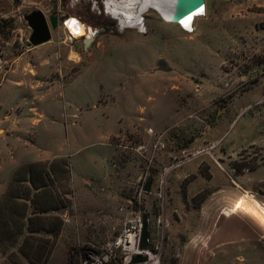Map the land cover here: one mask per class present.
I'll return each instance as SVG.
<instances>
[{
  "label": "rangeland",
  "instance_id": "obj_1",
  "mask_svg": "<svg viewBox=\"0 0 264 264\" xmlns=\"http://www.w3.org/2000/svg\"><path fill=\"white\" fill-rule=\"evenodd\" d=\"M104 1L0 0V199L22 164L68 158L38 199L58 238L2 231L0 264H264V0H206L194 32L155 8L122 27ZM34 10L60 21L29 46Z\"/></svg>",
  "mask_w": 264,
  "mask_h": 264
},
{
  "label": "trees",
  "instance_id": "obj_2",
  "mask_svg": "<svg viewBox=\"0 0 264 264\" xmlns=\"http://www.w3.org/2000/svg\"><path fill=\"white\" fill-rule=\"evenodd\" d=\"M59 160H63L65 165L68 163V158L65 157L32 161L22 164L15 172L10 186L4 194V200L0 199V225L2 219L4 221V229L0 228V235L2 231H4V235L10 234V232H14L11 235H15L18 231L20 234H25V242L27 238H33L34 232L45 230L51 232L55 240L58 238L63 226V219L56 214L44 215V212L58 209L59 204H55L54 200H52L53 203L47 200L41 203L38 199L43 192L49 194L52 192L48 188L47 181L55 178V173L58 171L56 164ZM250 169L253 167L250 166ZM60 171L66 170L61 168ZM24 190L26 192H23ZM8 209L12 210V218L7 213ZM31 248L34 252L27 251L25 248H21V251L27 257H31L35 253L40 258L45 255L46 261L49 259L51 251L46 253V247L40 244L38 247L32 245Z\"/></svg>",
  "mask_w": 264,
  "mask_h": 264
},
{
  "label": "water",
  "instance_id": "obj_3",
  "mask_svg": "<svg viewBox=\"0 0 264 264\" xmlns=\"http://www.w3.org/2000/svg\"><path fill=\"white\" fill-rule=\"evenodd\" d=\"M151 4L142 5L139 8L138 19L143 24L144 21V12H146L150 7H154L156 4L158 6L169 9L173 15L172 19L181 24L186 28V23H188L197 13L200 11V7L204 6V0H151ZM155 4V5H154ZM115 19L118 20L120 26L125 27L121 23V18L116 15H112ZM29 26L32 29V33L29 38V46H37L43 44L51 39L52 30L56 29L59 25L60 17L58 14L53 13L49 18L41 10H34L30 14L26 15ZM168 20V19H166ZM94 39L91 38L88 42L85 43V48H87ZM152 188V179H149L145 191L150 192ZM148 236H149V224L147 216L143 218V228L140 240V248L145 249L148 246ZM148 260V256L138 254L132 260V264H140Z\"/></svg>",
  "mask_w": 264,
  "mask_h": 264
},
{
  "label": "bare ground",
  "instance_id": "obj_4",
  "mask_svg": "<svg viewBox=\"0 0 264 264\" xmlns=\"http://www.w3.org/2000/svg\"><path fill=\"white\" fill-rule=\"evenodd\" d=\"M151 3H152L151 0H105L104 6H105L106 11L109 14L114 15V16L118 15L121 18V23L123 25H126L125 27L131 26V27H142L143 28V24L138 19L139 8L142 5L151 4ZM153 8L159 11V13L163 15L165 20L168 19L166 20L167 22H175L172 19L173 15L171 14L169 9H164L158 6V4H156ZM199 10L200 11L197 13V15L194 16L188 23H186L185 25L186 28H184L180 24V26L184 30L194 32L196 19L200 16L207 14L206 0H204V6L202 7L201 5ZM68 26L70 27L71 33L74 36H83L87 30V26L84 23L81 24L74 18H71V20L68 22ZM239 207H240V203L236 205L237 209ZM133 241L134 239L130 243L131 245H133ZM147 264H156V263L152 262V257H149V261L147 262Z\"/></svg>",
  "mask_w": 264,
  "mask_h": 264
},
{
  "label": "built area",
  "instance_id": "obj_5",
  "mask_svg": "<svg viewBox=\"0 0 264 264\" xmlns=\"http://www.w3.org/2000/svg\"><path fill=\"white\" fill-rule=\"evenodd\" d=\"M135 227H136V221H133V224H131V226L127 227V229H126V233H125V238H124V239H126V238L129 236V232L131 231V229H135ZM136 235H137V232L135 231V232H134V236H136ZM133 239L135 240L136 237L133 238ZM133 239H131L130 242H131ZM122 240H123V239H122ZM123 241H124V240H123Z\"/></svg>",
  "mask_w": 264,
  "mask_h": 264
},
{
  "label": "crops",
  "instance_id": "obj_6",
  "mask_svg": "<svg viewBox=\"0 0 264 264\" xmlns=\"http://www.w3.org/2000/svg\"><path fill=\"white\" fill-rule=\"evenodd\" d=\"M165 21H166V20H165ZM166 22H167V21H166ZM168 23H174V22H168ZM19 58H20V57H19ZM19 58H18V59H19ZM12 70H13V71L11 72L12 74H17V73L14 72L15 68L12 69ZM10 75H11V74H10ZM7 79H8V78H7ZM7 79H6V80H7ZM5 82H6V81H4V83H5Z\"/></svg>",
  "mask_w": 264,
  "mask_h": 264
},
{
  "label": "flooded vegetation",
  "instance_id": "obj_7",
  "mask_svg": "<svg viewBox=\"0 0 264 264\" xmlns=\"http://www.w3.org/2000/svg\"><path fill=\"white\" fill-rule=\"evenodd\" d=\"M86 46V45H85Z\"/></svg>",
  "mask_w": 264,
  "mask_h": 264
}]
</instances>
